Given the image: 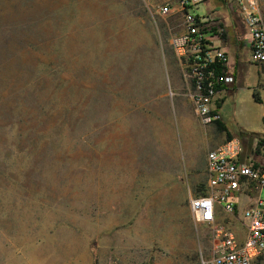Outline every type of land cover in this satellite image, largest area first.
<instances>
[{"label":"rangeland","instance_id":"1","mask_svg":"<svg viewBox=\"0 0 264 264\" xmlns=\"http://www.w3.org/2000/svg\"><path fill=\"white\" fill-rule=\"evenodd\" d=\"M176 1L0 0V264H123L108 252L118 226L135 227V264H185L182 188L206 185V137L248 130L247 151L264 150V105L227 96L229 130L191 118L186 171L182 18L157 13ZM211 10L243 23L234 0L198 13ZM200 225L201 261L215 237Z\"/></svg>","mask_w":264,"mask_h":264},{"label":"built area","instance_id":"2","mask_svg":"<svg viewBox=\"0 0 264 264\" xmlns=\"http://www.w3.org/2000/svg\"><path fill=\"white\" fill-rule=\"evenodd\" d=\"M206 0H177L160 5L162 16L179 15L182 28L170 41L177 62L192 87L195 113L203 125L222 120L218 111L223 85L234 83L228 73L229 55L214 39L223 28L212 14L200 15ZM251 47V60L264 78V18L261 0H234ZM256 193L255 202L240 210L239 196ZM191 214L214 233L212 254L201 264H257L264 258V164L245 152L240 137L228 139L207 154L204 194L190 197ZM231 221L233 226L230 225ZM239 221L243 232L234 226Z\"/></svg>","mask_w":264,"mask_h":264},{"label":"crops","instance_id":"3","mask_svg":"<svg viewBox=\"0 0 264 264\" xmlns=\"http://www.w3.org/2000/svg\"><path fill=\"white\" fill-rule=\"evenodd\" d=\"M211 14L215 18H220V16L222 15L221 17L223 24L221 27L223 28V33L221 34V36L214 39V44L221 46L225 51H227L229 55L228 73L230 75H233L234 77V83L223 85L222 99L219 102V106H218V111L222 116L221 121L225 124L223 120L221 108L227 96L233 97L234 100H243L246 97L247 99L248 97H250L251 102L255 104L260 103L264 105V78L261 74L260 67L257 64L253 63L251 60V47L247 37L244 23L241 22V26L239 27L237 17L231 16L226 12H222V14L218 15L213 10H211ZM171 73L174 76L178 74V70L176 69L175 66L172 68ZM178 85H179L178 80H175L176 88ZM243 91L245 92L244 93L245 95L243 94ZM190 94L191 91H188L187 89V92H185V98L183 97L177 98L178 105L176 107V114L179 117H181L185 111V152L188 154V158H186L188 160L187 163L185 164V167L188 173L192 171L193 167L195 166L194 163L195 153L193 152V148H194L193 143L197 140V136L194 130L192 131L190 126L191 118H195L196 120L198 119L195 113L194 103ZM263 120H264V112H263ZM213 125H217V124H213ZM240 135L239 136L242 138L244 142L245 152L250 156H252L256 161V163L264 164V150H262L260 155H258L257 153H255V151H247L246 149L245 142L247 141L246 137L249 135V131L243 130V132H241ZM253 135H256L257 137L261 136V138L264 139V132L253 133ZM206 138L208 144L206 148L207 151L210 149H214L215 147L223 143L225 140V135L222 132L218 135V137L214 136L213 134L212 137L208 136ZM205 165L207 172V157L205 159ZM190 181L191 180L187 181L185 179V187L182 188L183 198L185 203V243H184L185 264H194L189 260L191 257V253L195 255L194 252H196L197 257L199 255V260H197L195 264H201L200 261V252H201L200 249L202 245V242L200 241L201 223H198L194 220L189 205L190 197L197 196L198 194L194 193L192 188L194 184L192 183V181L191 182ZM255 197H256V193L254 192L241 194L239 196L240 210H243L244 208L253 204L255 202ZM229 222L230 225L233 226V223L231 221ZM234 226L236 227V224H234ZM135 234L136 232L134 226L124 227V228L118 226L117 229L112 230L109 234V239H108L109 240L108 252L110 254V259L111 257L112 258L115 257L119 259L120 263L135 264L136 262V255L134 250L136 247ZM210 256L211 254L206 256L204 255L202 257L208 258Z\"/></svg>","mask_w":264,"mask_h":264},{"label":"trees","instance_id":"4","mask_svg":"<svg viewBox=\"0 0 264 264\" xmlns=\"http://www.w3.org/2000/svg\"><path fill=\"white\" fill-rule=\"evenodd\" d=\"M217 125H218L219 129H221V130H224L225 129V126H224V124H223L222 121L217 122ZM205 190H206V185L204 186V189L201 192L198 193V195L204 194L205 193Z\"/></svg>","mask_w":264,"mask_h":264}]
</instances>
